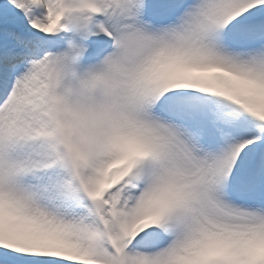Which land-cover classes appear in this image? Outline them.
Listing matches in <instances>:
<instances>
[{"label": "snow or ice", "instance_id": "6c2138e0", "mask_svg": "<svg viewBox=\"0 0 264 264\" xmlns=\"http://www.w3.org/2000/svg\"><path fill=\"white\" fill-rule=\"evenodd\" d=\"M0 264H264V0H0Z\"/></svg>", "mask_w": 264, "mask_h": 264}, {"label": "clouds", "instance_id": "9594fccd", "mask_svg": "<svg viewBox=\"0 0 264 264\" xmlns=\"http://www.w3.org/2000/svg\"><path fill=\"white\" fill-rule=\"evenodd\" d=\"M103 77L104 71L102 70L97 74V78L102 80ZM97 91L99 98L90 108L82 106L73 92H67L65 96L52 100L55 139L64 149L70 162L79 154L80 148L85 145L89 121L97 127V130H100V114L104 108L107 92L103 87L98 88Z\"/></svg>", "mask_w": 264, "mask_h": 264}]
</instances>
